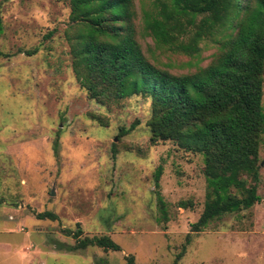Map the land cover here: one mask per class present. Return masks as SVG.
<instances>
[{
	"label": "rangeland",
	"instance_id": "obj_1",
	"mask_svg": "<svg viewBox=\"0 0 264 264\" xmlns=\"http://www.w3.org/2000/svg\"><path fill=\"white\" fill-rule=\"evenodd\" d=\"M134 1L140 30L152 0ZM69 14V0H0V264H125L128 254L135 264H264V135L261 201L192 232L206 200L203 155L172 140L150 142V99L102 104L88 97L72 68ZM139 41L173 74L194 72L218 52L211 39L193 56L149 36ZM181 200L190 205L180 207ZM44 211L57 219L36 217ZM77 222L82 236L108 235L121 249H58L74 243L64 230Z\"/></svg>",
	"mask_w": 264,
	"mask_h": 264
},
{
	"label": "trees",
	"instance_id": "obj_2",
	"mask_svg": "<svg viewBox=\"0 0 264 264\" xmlns=\"http://www.w3.org/2000/svg\"><path fill=\"white\" fill-rule=\"evenodd\" d=\"M69 5L66 38L72 68L88 97L102 104L133 95L150 99L146 121L150 142L172 140L203 155L206 200L191 231L199 232L223 214L259 203L264 0H152L150 8L142 9L140 30L134 0H69ZM145 36L158 46L190 56L199 54L201 42L211 39L218 52L194 72L173 74L144 53L139 37ZM134 127L132 123L128 129L120 128L118 136ZM112 152L115 157L116 149ZM160 174L158 166L157 187ZM157 194L166 219L164 202ZM178 205L186 207L190 201L181 200ZM36 217L57 219L51 211L38 212ZM64 232L74 243H56L58 249H121L108 235L82 236L79 222L74 231ZM189 240L187 233L176 260ZM125 259V264H135L132 254Z\"/></svg>",
	"mask_w": 264,
	"mask_h": 264
}]
</instances>
